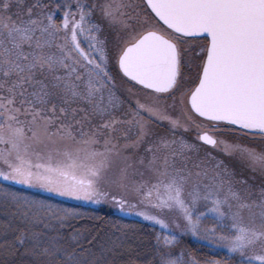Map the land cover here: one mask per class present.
I'll list each match as a JSON object with an SVG mask.
<instances>
[{
  "label": "snow or ice",
  "instance_id": "snow-or-ice-1",
  "mask_svg": "<svg viewBox=\"0 0 264 264\" xmlns=\"http://www.w3.org/2000/svg\"><path fill=\"white\" fill-rule=\"evenodd\" d=\"M0 264H264V0H0Z\"/></svg>",
  "mask_w": 264,
  "mask_h": 264
},
{
  "label": "trees",
  "instance_id": "trees-1",
  "mask_svg": "<svg viewBox=\"0 0 264 264\" xmlns=\"http://www.w3.org/2000/svg\"><path fill=\"white\" fill-rule=\"evenodd\" d=\"M193 243L195 244L196 242L195 241H193ZM197 247H200L198 244L196 245Z\"/></svg>",
  "mask_w": 264,
  "mask_h": 264
}]
</instances>
